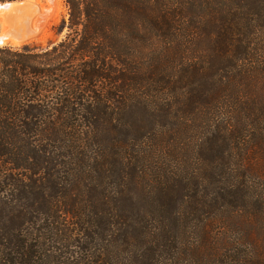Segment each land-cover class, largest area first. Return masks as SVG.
<instances>
[{
    "label": "trees",
    "instance_id": "obj_1",
    "mask_svg": "<svg viewBox=\"0 0 264 264\" xmlns=\"http://www.w3.org/2000/svg\"><path fill=\"white\" fill-rule=\"evenodd\" d=\"M65 1L0 45V264H264V0Z\"/></svg>",
    "mask_w": 264,
    "mask_h": 264
},
{
    "label": "rangeland",
    "instance_id": "obj_2",
    "mask_svg": "<svg viewBox=\"0 0 264 264\" xmlns=\"http://www.w3.org/2000/svg\"><path fill=\"white\" fill-rule=\"evenodd\" d=\"M32 3H34L38 10L39 13L35 14L33 16V20L40 16H44L45 19L40 22V20H37L35 22V28H39L40 31L35 33L33 37H30L29 39L23 41L22 43L18 45H13V41L10 42V44H2V45H12V46H22L24 44H31V43H36V44H42V45H47L50 42H57L65 37L67 34V29L64 26V20H68V7L66 5L65 0H28ZM13 14V13H12ZM12 16V15H11ZM18 16H15L13 18H16ZM23 15L21 18L17 19L14 24L9 20L2 19L0 17V35L7 29L10 23H12L15 27H18V22L19 20H22ZM32 22L30 21L28 24H31ZM38 24H41L39 27ZM33 26V25H32ZM33 26V27H34Z\"/></svg>",
    "mask_w": 264,
    "mask_h": 264
},
{
    "label": "water",
    "instance_id": "obj_3",
    "mask_svg": "<svg viewBox=\"0 0 264 264\" xmlns=\"http://www.w3.org/2000/svg\"><path fill=\"white\" fill-rule=\"evenodd\" d=\"M12 3L13 4L14 3H24V4H21L18 7H16L12 16H9V20L13 24H14V22L17 21V19L21 18L22 15L27 16V14H24V13H32L33 16H35V14L39 13L37 6L28 0L8 2V3L0 4V5H10ZM15 16H18V17L13 18ZM24 16L22 19L26 18ZM33 16H32V20H31L32 24L25 25L22 22V20H20V22H18L19 27H15L12 23H10L9 26L7 27V29L2 33V35H0V45L4 44V42H6L7 44H10L11 41H14L16 43L23 42V41L27 40L29 36L40 31V30H38V28L37 29L35 28V26H34L35 22L37 20H40V22L42 23V21L45 19V17L42 15V16L36 18L35 20H33ZM38 25H39V27L41 26V24H38ZM26 26H29L27 28V30H25L23 28Z\"/></svg>",
    "mask_w": 264,
    "mask_h": 264
},
{
    "label": "bare ground",
    "instance_id": "obj_4",
    "mask_svg": "<svg viewBox=\"0 0 264 264\" xmlns=\"http://www.w3.org/2000/svg\"><path fill=\"white\" fill-rule=\"evenodd\" d=\"M21 4H24V3H12V4H10V5H0V17H2V19H6V21H7V19H9V16H11L12 15V13H14V11H15V8L16 7H18L19 5H21ZM24 14H27V16H24V17H26L25 19H22V22L25 24V25H27L31 20H32V16H33V14L32 13H24ZM20 21V20H19ZM32 24V23H31ZM39 26V25H38ZM19 27V26H18ZM29 26H26V27H23L25 30H27V28H28ZM38 30H40L39 28H38ZM34 35V34H33ZM33 35H31V36H29L28 37V39L30 38V37H33ZM6 42H4V44H5ZM20 43H22V42H19V43H16V42H14L13 41V45H18V44H20Z\"/></svg>",
    "mask_w": 264,
    "mask_h": 264
}]
</instances>
